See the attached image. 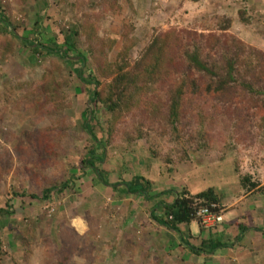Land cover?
Returning a JSON list of instances; mask_svg holds the SVG:
<instances>
[{
  "label": "rangeland",
  "instance_id": "1",
  "mask_svg": "<svg viewBox=\"0 0 264 264\" xmlns=\"http://www.w3.org/2000/svg\"><path fill=\"white\" fill-rule=\"evenodd\" d=\"M0 9L27 42L74 46L72 54L88 61L85 77L89 69L111 74L125 63L130 71L142 60L157 69L116 124L98 105V147L84 130L90 89L77 76L81 63L34 54L0 25V208L9 212L0 215V264H76L79 254L95 255L96 220L113 197L97 192L95 170L83 165L90 150L98 157L105 151L96 167L123 180L155 173L164 183L158 181L159 190L232 178L243 194L256 188L264 194V112L247 106L251 122L238 128L228 113L242 112L239 104L178 98L188 71L185 51L200 47L204 56L218 57L213 41L227 48L232 37L264 52V0H0ZM83 25L95 32V57ZM174 98L181 104L177 120L170 114ZM73 222L90 226L85 238L70 230Z\"/></svg>",
  "mask_w": 264,
  "mask_h": 264
},
{
  "label": "trees",
  "instance_id": "2",
  "mask_svg": "<svg viewBox=\"0 0 264 264\" xmlns=\"http://www.w3.org/2000/svg\"><path fill=\"white\" fill-rule=\"evenodd\" d=\"M3 24L7 32L18 35L14 32L9 19L1 12L0 9V25ZM87 32V43L89 42L88 50L91 56L95 57L96 50L90 41L95 38V32L92 31L91 26H82ZM19 36V35H18ZM97 36V35H96ZM24 40L26 45L31 48L34 54H45L47 56L65 57L71 62H79L80 69L78 73L79 79L90 89V98L88 106L90 110V117L84 122V130L95 141L97 146H102L103 143L98 141L95 135V128L98 125L96 110L101 104L111 113V122L116 124L119 119L128 111H132L136 103L135 98L137 88L145 78H150L151 74H156V67L151 68L150 65H145L143 60L140 61L135 68L130 71L127 70L128 64L125 63L115 73H105L104 69L99 71L88 70V75L85 77L83 71L87 67V59L81 54H72L75 51L74 46L63 47H49L40 44L37 41L32 43ZM158 40V39H157ZM156 40V41H157ZM156 41L150 45V49L155 46ZM235 43V50H232V44ZM217 44V46H216ZM177 46H180L177 44ZM212 46L219 51H222L218 57L204 56L200 47H193L189 51L184 52V57L187 61L188 71L184 72V77L178 87V98L182 100L188 95L194 97L207 96L215 98L216 102L222 107L234 106L239 104L240 110L235 114L228 113V118L238 128H242L245 122H251L249 114H246L247 106L256 112H264V52L255 48H250L244 43L228 38V47H223L218 39L213 41ZM166 48V45L164 46ZM161 57V54H158ZM97 62V61H96ZM98 63V62H97ZM113 78L112 82H102L101 78L108 80ZM134 94V95H133ZM150 108L157 109L155 106ZM181 104L175 98L172 99L170 105V114L174 119H178L180 115ZM127 112V113H128ZM203 117V116H202ZM201 117V118H202ZM94 151H88L83 161V165L94 169L98 180L111 189H116L126 195L141 194L146 201H152L154 198L169 193L168 190L161 193H154L153 182H150L143 176H135L129 181H125L115 173H107L104 170L96 167V164L103 165L105 162V151L103 156H95ZM111 178L113 181H111ZM247 179L245 178L244 181ZM68 187V186H67ZM53 189L44 190V198L48 199L52 194ZM176 198L171 204H162L163 217L157 218L159 223L167 226L170 230L179 231L178 227L182 224H190L191 222H198V211L203 207H210L211 204H219L218 195L214 188H209L201 193L193 195L186 188L175 192ZM26 196L25 194H22ZM33 199H40L38 195H31ZM159 206V207H160ZM9 213L5 209L0 208V215ZM156 219V218H155ZM248 230L243 229V232ZM198 250H205L206 243ZM1 246V242H0ZM222 243L216 244L211 250H216L223 247Z\"/></svg>",
  "mask_w": 264,
  "mask_h": 264
},
{
  "label": "crops",
  "instance_id": "3",
  "mask_svg": "<svg viewBox=\"0 0 264 264\" xmlns=\"http://www.w3.org/2000/svg\"><path fill=\"white\" fill-rule=\"evenodd\" d=\"M159 175L163 177L161 173ZM141 176L155 184V194L166 190L169 193L149 202L141 194L126 195L99 181L97 192L108 196V200L113 197V202L102 208L106 216L96 220L92 239L96 245L95 255L83 257L85 253L82 252L78 255L79 261L75 260L76 264H86L87 260L91 261L90 264L106 261L109 264H264V194L257 191L259 188L243 194L242 188L231 185L232 178L225 183L222 182L224 179H219L221 186L207 183L202 188L201 184L191 185L194 191L188 185L186 188L193 195L214 188L223 211V221L211 229L194 221L180 225L179 231L175 232L159 223L157 218L164 215L160 205L173 203L175 192L182 188L174 186L159 190L157 183L159 180L163 183L162 178L155 173ZM133 177L135 175L131 179ZM76 222H73L75 229L70 226V230L83 239L88 235L90 226L78 223L76 227ZM244 228L248 230L243 232ZM203 243L206 245L202 252L192 249L199 250ZM220 243L225 246L211 250ZM101 251L104 254H100ZM42 256L44 260H49L48 255ZM93 258L96 261H92Z\"/></svg>",
  "mask_w": 264,
  "mask_h": 264
},
{
  "label": "built area",
  "instance_id": "4",
  "mask_svg": "<svg viewBox=\"0 0 264 264\" xmlns=\"http://www.w3.org/2000/svg\"><path fill=\"white\" fill-rule=\"evenodd\" d=\"M222 212L219 204L201 208L197 213L199 224L206 229L214 228L223 221Z\"/></svg>",
  "mask_w": 264,
  "mask_h": 264
},
{
  "label": "clouds",
  "instance_id": "5",
  "mask_svg": "<svg viewBox=\"0 0 264 264\" xmlns=\"http://www.w3.org/2000/svg\"><path fill=\"white\" fill-rule=\"evenodd\" d=\"M222 209V208H221Z\"/></svg>",
  "mask_w": 264,
  "mask_h": 264
}]
</instances>
